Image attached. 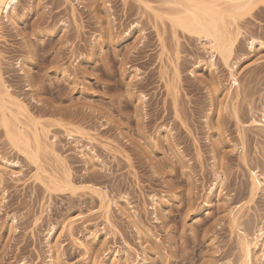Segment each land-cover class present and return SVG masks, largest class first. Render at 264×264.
<instances>
[{"label":"rangeland","instance_id":"374dc122","mask_svg":"<svg viewBox=\"0 0 264 264\" xmlns=\"http://www.w3.org/2000/svg\"><path fill=\"white\" fill-rule=\"evenodd\" d=\"M170 1L3 10L0 93L31 144L0 109V264H247L245 240L264 264V3L228 64Z\"/></svg>","mask_w":264,"mask_h":264},{"label":"bare ground","instance_id":"6f19581e","mask_svg":"<svg viewBox=\"0 0 264 264\" xmlns=\"http://www.w3.org/2000/svg\"><path fill=\"white\" fill-rule=\"evenodd\" d=\"M15 3L16 0H0V29L2 17L1 14H3V10H5L6 16L10 20H13V22L17 21V16L14 12ZM260 3H264V0H171L170 4H172L176 9L173 13H170V19L175 26L181 27L183 30L203 38L204 42L211 49L212 57H214L216 54L220 55L221 58H223V60L228 63V60L230 59V56L234 50L233 47L235 46L237 40H239L238 35L240 36V27L237 21L238 17L248 13ZM253 43L254 40L251 42L252 46L254 45ZM14 99L15 97L11 95V92H9L7 88L4 92L0 93L2 126L13 141L30 147L31 140L27 131L28 127L23 128L24 126H21L24 123L21 117H19L20 115L24 119L27 117V115L25 117V114H28L29 112H27V108L25 104L21 102V100ZM8 104L14 107L16 105L18 110L15 111H17L19 115H17L16 112L14 113L12 108H9ZM8 112L14 116L16 121L15 123H19L20 125L15 124L17 127L13 126L11 119L7 115ZM34 124L32 127L36 126V123ZM35 129L38 128H34L33 133L35 142L37 143L36 146L37 148H40L41 142L39 140L40 136H38L40 133L38 134V130ZM33 159L35 160V157H33ZM49 177L52 182L57 183L58 179L52 174H49ZM254 185H256V179L254 181ZM243 249L246 263L252 264L254 259L252 243H249L245 240Z\"/></svg>","mask_w":264,"mask_h":264}]
</instances>
